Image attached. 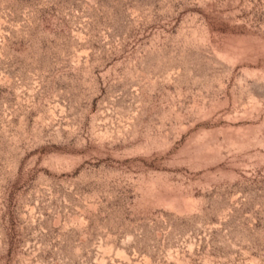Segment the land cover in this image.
Segmentation results:
<instances>
[{
  "label": "rangeland",
  "instance_id": "obj_1",
  "mask_svg": "<svg viewBox=\"0 0 264 264\" xmlns=\"http://www.w3.org/2000/svg\"><path fill=\"white\" fill-rule=\"evenodd\" d=\"M0 264H264V0H0Z\"/></svg>",
  "mask_w": 264,
  "mask_h": 264
}]
</instances>
